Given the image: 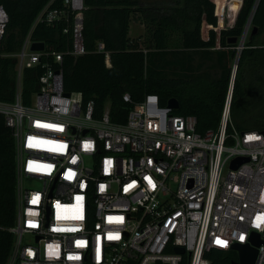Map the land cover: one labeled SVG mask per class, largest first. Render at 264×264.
<instances>
[{
    "label": "built area",
    "instance_id": "2783aa9c",
    "mask_svg": "<svg viewBox=\"0 0 264 264\" xmlns=\"http://www.w3.org/2000/svg\"><path fill=\"white\" fill-rule=\"evenodd\" d=\"M62 6L45 5L21 49L0 53L17 60L14 99L0 100L15 160V219L8 228L13 240L4 264H211L206 257L211 249L252 244V232L261 240L253 264H264V223L256 226L264 216V131L226 128L236 65L217 130L197 132L193 115L174 114L155 93L136 102L124 92L122 100L130 104L124 122L110 119L109 104L95 116L93 101L84 104L81 92L64 90L63 53L30 50L37 23L63 21L70 39L66 53H86L84 0H63ZM7 22L0 5V41ZM95 52L111 66L103 41ZM35 66L42 69L39 86L26 104L22 70ZM253 136L257 139L250 140ZM237 157L247 161L234 169ZM107 161L112 163L106 171ZM70 172L75 175L66 179ZM81 205L83 219H71ZM58 212L69 218L58 219ZM110 234L119 239H108ZM49 246L58 255H49Z\"/></svg>",
    "mask_w": 264,
    "mask_h": 264
},
{
    "label": "trees",
    "instance_id": "16d2710c",
    "mask_svg": "<svg viewBox=\"0 0 264 264\" xmlns=\"http://www.w3.org/2000/svg\"><path fill=\"white\" fill-rule=\"evenodd\" d=\"M214 3H213V2ZM168 0L142 5L140 0H84L83 36L86 53H66L70 39L62 31L63 21L39 22L31 39L42 41L45 52H62L63 87L66 92H81L83 102L94 103V115H102L109 104L110 119L125 121L130 104L122 100L128 92L133 101L147 93L158 95L167 105L178 101L174 114L193 115L196 131L217 130L235 61V77L227 130L264 131V0H242L232 27H222L226 0ZM63 0H0L8 22L0 41V53L17 52L39 11L62 8ZM135 14L142 18L144 33L130 38L129 24ZM251 22L239 51L246 23ZM207 37L201 35L203 23ZM255 28L256 33L251 35ZM233 38L235 42H229ZM98 41L110 51L111 66L104 55L95 52ZM219 68L214 75L199 71L194 58ZM43 58H52L44 56ZM238 58V60H237ZM15 57L0 56V100L13 101L16 91ZM40 66L24 68L21 78L23 102L28 104L37 90ZM15 219V160L11 130L0 115V264H4L12 245L8 228ZM206 257L211 264H237L234 250L211 249Z\"/></svg>",
    "mask_w": 264,
    "mask_h": 264
},
{
    "label": "water",
    "instance_id": "95a60500",
    "mask_svg": "<svg viewBox=\"0 0 264 264\" xmlns=\"http://www.w3.org/2000/svg\"><path fill=\"white\" fill-rule=\"evenodd\" d=\"M229 1H232V0H229ZM237 2H238V8L237 9H231V6L229 5V2H228L227 14L231 15L232 22L231 23L227 22L226 23L227 26L224 28L232 27L234 22H235L237 15L239 13V10L241 8V5H242V0H237ZM251 18H252V15L249 17V19L246 23V26L244 28L243 34H242L241 38L239 39L238 43H239L240 48H242L243 41L245 39V36L247 34V31H248V28H249V25L251 22ZM255 33H256V30L254 28L251 32V35H253ZM235 41H236V39L233 38L229 42H235ZM30 50L42 51V50H44V43L43 42H33L31 44ZM237 60H238V58H237ZM66 95H68V94H66ZM167 106L174 108V109H177L179 104L175 98H170L167 102ZM244 161H247L246 157H237L232 161L231 167L235 169L238 165H240ZM251 242H252V244L234 243L231 246V249L237 252V256H238L237 264H253L254 263L255 257L257 255V248L256 247L261 243V240L259 239V235L257 232L251 233ZM175 251L178 253H183L184 248L183 247H176Z\"/></svg>",
    "mask_w": 264,
    "mask_h": 264
},
{
    "label": "snow or ice",
    "instance_id": "6c2138e0",
    "mask_svg": "<svg viewBox=\"0 0 264 264\" xmlns=\"http://www.w3.org/2000/svg\"><path fill=\"white\" fill-rule=\"evenodd\" d=\"M42 127H52L51 125H41ZM62 130V129H61ZM249 139L250 140H253V139H257V137H249ZM60 149H62L63 147H65L64 145H60V146H58ZM91 147V145L90 144H87V145H85V148L86 149H88V148H90ZM73 162H75V161H73ZM111 161H107L106 162V165H107V167H106V171H107V168H110L111 167ZM44 167H48V166H44ZM33 170H35V169H33ZM75 175V173H69L65 178L66 179H72V177ZM149 183L151 184L152 182H151V180H149ZM154 186V185H153ZM39 199H40V197L37 195V196H34L33 197V200H32V203L33 204H35V203H37L38 201H39ZM77 199V201H78V204H79V202H81L82 201V197H77L76 198ZM57 209H60L61 208V206L59 205V204H57ZM31 215H36V213H30ZM57 218L58 219H67V218H69V217H66V216H61L60 215V213L58 212L57 213ZM71 219H83V214H82V205L80 206V210L77 212V214H75V215H73V216H71L70 217ZM110 219V222H111V220H112V218H109ZM116 221L117 222H122L123 221V217H119V218H116ZM261 223H264V216H261V217H257V227H259L260 226V224ZM29 226L30 227H36L37 225L35 224V223H32V222H30L29 223ZM77 229H75V228H69V229H62V228H57V229H54V231H76ZM108 239H110V240H112V239H119V236L118 235H109V237H108ZM241 239H243V237H241ZM216 244H218V245H220V246H222V247H226L227 246V242L226 241H223V240H220V239H217L216 240ZM78 246H80V247H83L84 246V242H78ZM99 254V253H98ZM49 255H58V250H56V249H52V247L51 246H49ZM69 259H79V257L78 256H72V257H69Z\"/></svg>",
    "mask_w": 264,
    "mask_h": 264
},
{
    "label": "rangeland",
    "instance_id": "374dc122",
    "mask_svg": "<svg viewBox=\"0 0 264 264\" xmlns=\"http://www.w3.org/2000/svg\"><path fill=\"white\" fill-rule=\"evenodd\" d=\"M140 2H141L142 5H149V4H152V3H158V4L165 3V2H168V0H140ZM141 24H142L141 16L138 15V14H135L133 19H132V21L130 22L129 36L134 37V36L139 35V33H141L143 31V26ZM207 26L208 25L205 22L201 26V35L204 36V38L207 37V30H208ZM226 26H227V24L224 25V27H226ZM224 27L219 28L218 25H217L216 32L218 33L219 30L224 28ZM237 48L239 49V51L241 50V48L239 46H237ZM198 64L202 66L198 70V72L199 71H210V73L212 75H214V73L219 69L217 67V65L215 67L210 62H204V61L202 62L201 58H198V57L194 58V65L197 66ZM234 65H235V61H234V63H232V67Z\"/></svg>",
    "mask_w": 264,
    "mask_h": 264
},
{
    "label": "bare ground",
    "instance_id": "6f19581e",
    "mask_svg": "<svg viewBox=\"0 0 264 264\" xmlns=\"http://www.w3.org/2000/svg\"><path fill=\"white\" fill-rule=\"evenodd\" d=\"M228 2L229 5L231 6V9H237L238 8V2L237 0H226L225 4H224V8H223V14H222V27H224V25L229 22H232V17L231 15L227 14V10H228Z\"/></svg>",
    "mask_w": 264,
    "mask_h": 264
},
{
    "label": "crops",
    "instance_id": "0c3cea01",
    "mask_svg": "<svg viewBox=\"0 0 264 264\" xmlns=\"http://www.w3.org/2000/svg\"><path fill=\"white\" fill-rule=\"evenodd\" d=\"M132 19H133V18H132ZM132 19H131V21H132ZM131 21H130V22H131ZM141 25L143 26V23H142ZM129 28H130V24H129ZM143 33H144V26H143V31H142L141 33H139V35L134 36V37H131V36H129V33H128V36H129L130 38H138L139 36H142ZM202 37L204 38V36H202ZM204 39H205V38H204ZM31 40H32V43H33V42H42V41H37V40H33V39H31ZM43 43H44V42H43ZM30 47H31V46H30ZM44 47H45V44H44ZM20 49H21V47H20ZM20 49H19V50H20ZM19 50H18V51H19ZM18 51H17V52H18ZM31 51H32V50H31ZM2 53H4V52H2ZM14 53H15V52H14Z\"/></svg>",
    "mask_w": 264,
    "mask_h": 264
},
{
    "label": "clouds",
    "instance_id": "9594fccd",
    "mask_svg": "<svg viewBox=\"0 0 264 264\" xmlns=\"http://www.w3.org/2000/svg\"><path fill=\"white\" fill-rule=\"evenodd\" d=\"M263 193H264V191H263Z\"/></svg>",
    "mask_w": 264,
    "mask_h": 264
}]
</instances>
